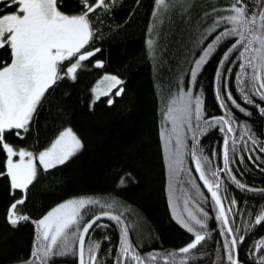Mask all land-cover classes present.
<instances>
[{
	"label": "snow or ice",
	"instance_id": "obj_1",
	"mask_svg": "<svg viewBox=\"0 0 264 264\" xmlns=\"http://www.w3.org/2000/svg\"><path fill=\"white\" fill-rule=\"evenodd\" d=\"M116 4L117 0H0V50L7 53V58L0 57V153L4 157L0 177L7 180L12 197L4 218L13 228L28 223L35 226L32 250L17 264H68V258L72 264H105V255L110 256L111 264H191L207 255L205 245L213 239L208 230L209 213L203 206L209 200L221 238L217 243L223 250L219 264H242L239 250L246 240L241 227L235 226L237 200L225 195L224 178L240 192L264 199V188L242 182L232 167L237 161L245 162L243 154L256 167L260 166L257 161L264 164L258 154L264 153V139L249 122L254 114L264 121V0H210L196 28L201 54L191 61L187 84L181 81L183 86L176 92L169 90L165 97L159 137L168 173L169 207L172 218L189 234L188 243L172 252L142 255L130 239V206L111 195L69 199L38 220L23 211L30 186L38 182L41 171L54 175L53 169L65 165L85 145L69 124L57 128L41 150L17 146L9 137L24 141L30 135L48 97L61 82L75 85L83 71L105 67L96 58L101 48L95 41L104 17ZM63 7L69 11H62ZM193 7V0H154L152 16L160 23L172 15L185 19ZM153 31L150 27L149 33ZM146 44L154 56V40L149 38ZM222 47L213 89L222 114L207 116L198 77ZM90 92V111L102 97L112 107L116 98L126 95V82L105 73ZM212 130L222 136L219 149L213 148L210 157L201 138ZM133 180L132 172L123 171L116 177V188ZM180 193L182 209L177 214ZM254 211V216L248 213L252 218L244 224V231L264 227V205ZM111 225L119 231L118 244L102 252V243L92 238L93 232ZM110 239L104 231L103 240ZM249 259L264 264V238L253 243Z\"/></svg>",
	"mask_w": 264,
	"mask_h": 264
},
{
	"label": "trees",
	"instance_id": "obj_2",
	"mask_svg": "<svg viewBox=\"0 0 264 264\" xmlns=\"http://www.w3.org/2000/svg\"><path fill=\"white\" fill-rule=\"evenodd\" d=\"M193 3L191 16L185 19L180 15L167 16L160 23L154 21L152 16L154 0H117L113 11L104 17L95 41V46L101 48L96 58L103 60L105 67L83 71L75 85L68 86L67 82H61L55 93L48 97L30 135L24 141L15 136L9 137V142L17 146L41 150L49 144L57 128L69 124L85 145L65 165L53 169L54 175L41 171L38 182L30 186L23 206L25 214L38 220L47 211L69 199L111 195L130 206V239L142 255L172 252L189 242V234L172 218L169 207L168 173L159 130L168 91L176 92L178 86L187 84L191 61L201 54L196 44V28L210 0H193ZM61 10L69 11L67 7ZM150 27H154L152 33H149ZM149 38L155 42L154 56L147 50L146 41ZM223 51V47L218 49L198 77L207 116L222 114L213 89L214 75ZM0 57L7 58V53L0 50ZM105 73L117 75L126 82V95L116 98L112 107L104 103L106 98L102 97L101 102L90 111V88ZM240 119L242 123L244 118ZM249 122L253 131L264 139V121L254 114ZM221 136L219 131L212 130L201 138L206 155L211 157L212 149H219ZM258 154L264 158V153ZM243 155V164L237 161L232 165L238 179L254 188H264V171H261L264 164L257 161L260 166L256 167L247 161V154ZM3 159L0 153V164ZM215 163L219 165V159ZM123 171L132 172L134 180L126 187L117 189L116 177ZM196 180L199 183L198 177ZM224 181L227 186L225 195L237 200L236 211L239 215L235 218V226L241 227V234L246 240L240 247L239 260L242 264H253V260L249 259V250L256 240L264 238V227L257 226L250 233L244 231L243 226L252 218L248 213L254 216V209L264 205V199L240 192L228 183L226 177ZM203 191L207 194L206 190ZM179 195L177 214L182 209L183 194ZM11 201L8 182L0 177V264H17L19 260L27 258L34 243L33 224L13 228L5 221ZM203 206L209 213L208 230L213 239L205 245L207 255L202 259L198 257L191 264H213L214 261L219 264L223 250L217 243L221 238L214 220L216 212L210 200ZM103 222L110 223L106 220ZM104 231H107L110 240H103ZM92 238L101 241V251L106 252L117 246L119 231L115 225H111L106 230L96 229ZM103 260L105 264H111L109 255L103 256ZM68 264H72L71 258H68Z\"/></svg>",
	"mask_w": 264,
	"mask_h": 264
}]
</instances>
